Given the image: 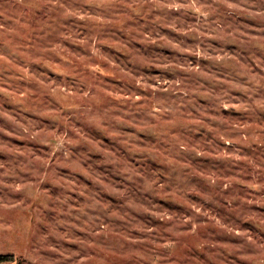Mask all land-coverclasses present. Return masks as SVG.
I'll return each instance as SVG.
<instances>
[{"label":"rangeland","instance_id":"1","mask_svg":"<svg viewBox=\"0 0 264 264\" xmlns=\"http://www.w3.org/2000/svg\"><path fill=\"white\" fill-rule=\"evenodd\" d=\"M0 264H264V0H0Z\"/></svg>","mask_w":264,"mask_h":264},{"label":"trees","instance_id":"2","mask_svg":"<svg viewBox=\"0 0 264 264\" xmlns=\"http://www.w3.org/2000/svg\"><path fill=\"white\" fill-rule=\"evenodd\" d=\"M14 256L12 254H0V261L1 260H13Z\"/></svg>","mask_w":264,"mask_h":264}]
</instances>
